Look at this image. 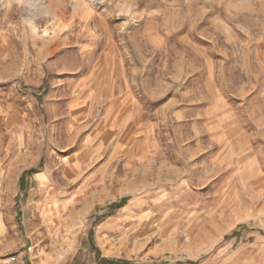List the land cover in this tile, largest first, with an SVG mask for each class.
Here are the masks:
<instances>
[{
    "label": "rangeland",
    "instance_id": "374dc122",
    "mask_svg": "<svg viewBox=\"0 0 264 264\" xmlns=\"http://www.w3.org/2000/svg\"><path fill=\"white\" fill-rule=\"evenodd\" d=\"M36 2L0 0V264H264V0Z\"/></svg>",
    "mask_w": 264,
    "mask_h": 264
},
{
    "label": "clouds",
    "instance_id": "9594fccd",
    "mask_svg": "<svg viewBox=\"0 0 264 264\" xmlns=\"http://www.w3.org/2000/svg\"><path fill=\"white\" fill-rule=\"evenodd\" d=\"M15 2L25 13L22 16V23L28 27L34 28L36 20L49 14L42 5H39L36 2V0H15ZM7 6L11 7V4H8ZM33 35H36V33L33 32Z\"/></svg>",
    "mask_w": 264,
    "mask_h": 264
},
{
    "label": "trees",
    "instance_id": "16d2710c",
    "mask_svg": "<svg viewBox=\"0 0 264 264\" xmlns=\"http://www.w3.org/2000/svg\"><path fill=\"white\" fill-rule=\"evenodd\" d=\"M108 264H126V263H120V262H118V263H110V262H108Z\"/></svg>",
    "mask_w": 264,
    "mask_h": 264
}]
</instances>
